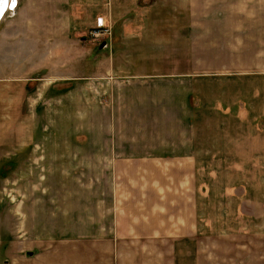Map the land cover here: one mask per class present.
Here are the masks:
<instances>
[{
    "label": "rangeland",
    "instance_id": "rangeland-1",
    "mask_svg": "<svg viewBox=\"0 0 264 264\" xmlns=\"http://www.w3.org/2000/svg\"><path fill=\"white\" fill-rule=\"evenodd\" d=\"M201 1L195 19L177 0L41 7L56 36L38 54L31 78L19 79L20 102L0 101V264H49L53 255L56 264H77V222H69L66 211L72 217L76 209L92 208L99 177H156L157 171L173 177L174 166H141L129 158L161 144L150 133L157 122L141 116L147 90L141 76L111 69L109 62L151 59L140 45L126 46L125 38L146 29L148 16L160 21L162 43L181 53L190 24L206 29L211 41L219 39L222 23L205 15L212 10ZM16 7L1 19L10 20ZM220 67L194 73L198 252L220 253L222 245L235 244L264 260V116L254 114L264 113V78ZM124 158L131 163L114 171L112 161ZM93 249L82 247V256Z\"/></svg>",
    "mask_w": 264,
    "mask_h": 264
},
{
    "label": "crops",
    "instance_id": "crops-1",
    "mask_svg": "<svg viewBox=\"0 0 264 264\" xmlns=\"http://www.w3.org/2000/svg\"><path fill=\"white\" fill-rule=\"evenodd\" d=\"M177 1L185 2L184 9L191 8V11L187 9L189 18L197 17V0ZM202 1L212 10L205 15L222 23L221 38L211 41L206 29L199 31L196 23L190 24L187 38L181 43V53L176 45L162 43L165 35L159 28L160 21L148 16L146 29L140 33L133 31L125 38L126 46L130 43L129 46L140 45V50L147 49L152 61L142 58L138 66L134 58L127 61L124 56L123 63L116 59L109 62L111 69L141 76L147 88L143 92L146 100L141 101V116L157 122L150 133H157L155 139L161 144L148 145L143 148V154H132L129 158L137 159L134 163L141 166L176 168L170 174L173 177H162L158 171L156 177H152L154 173L148 177H99L101 184L93 189L91 209H76L71 217L67 208V220L77 222V264H264L260 255L247 253L235 244L231 249L222 245L220 253L210 249L198 252L201 242L196 166L200 162L195 152L198 108L195 70L221 66L235 69L240 76L264 78V0ZM176 3V0H17L11 19L6 22L7 17H3L0 21V101L20 102L23 87L19 79L31 78L38 69V54H45L44 49L56 36L52 20L47 21L41 7ZM101 22L102 18H98L97 24ZM198 34L203 35L200 41L196 40ZM173 87H177V93H173ZM254 114L264 116L260 111ZM127 162L131 163L126 158L112 161L114 171L116 166ZM89 246L94 249L82 256V247ZM51 257L54 260L49 264H56V256Z\"/></svg>",
    "mask_w": 264,
    "mask_h": 264
},
{
    "label": "water",
    "instance_id": "water-1",
    "mask_svg": "<svg viewBox=\"0 0 264 264\" xmlns=\"http://www.w3.org/2000/svg\"><path fill=\"white\" fill-rule=\"evenodd\" d=\"M7 6L9 8V10L14 9L16 7V0H14V1L11 0L9 5L5 4L4 8H0V18L3 15L4 11L6 10ZM30 254L31 253H28V255H30Z\"/></svg>",
    "mask_w": 264,
    "mask_h": 264
},
{
    "label": "bare ground",
    "instance_id": "bare-ground-1",
    "mask_svg": "<svg viewBox=\"0 0 264 264\" xmlns=\"http://www.w3.org/2000/svg\"><path fill=\"white\" fill-rule=\"evenodd\" d=\"M14 1V0H13ZM11 2V0H0V8H4V6H5V4H7L8 5V3H10ZM7 8H8V6H7ZM6 8V9H7ZM6 11V10H5ZM4 11V12H5ZM4 14V13H3ZM3 16V15H2ZM1 16V17H2ZM1 19V18H0Z\"/></svg>",
    "mask_w": 264,
    "mask_h": 264
},
{
    "label": "built area",
    "instance_id": "built-area-1",
    "mask_svg": "<svg viewBox=\"0 0 264 264\" xmlns=\"http://www.w3.org/2000/svg\"><path fill=\"white\" fill-rule=\"evenodd\" d=\"M9 11H11V10H9Z\"/></svg>",
    "mask_w": 264,
    "mask_h": 264
}]
</instances>
